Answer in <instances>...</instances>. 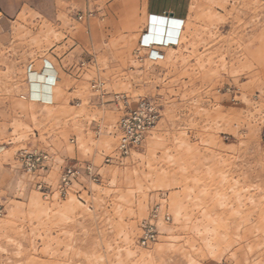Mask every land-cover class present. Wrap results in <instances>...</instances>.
Segmentation results:
<instances>
[{
	"label": "rangeland",
	"instance_id": "374dc122",
	"mask_svg": "<svg viewBox=\"0 0 264 264\" xmlns=\"http://www.w3.org/2000/svg\"><path fill=\"white\" fill-rule=\"evenodd\" d=\"M74 1L94 16L50 1L0 42V264H264V0H175L188 16L158 60L143 47L145 2ZM44 59L60 73L51 106L28 86L27 66ZM97 79L161 109L123 163L104 160L118 114L93 97ZM23 148L51 154L50 196L16 162ZM88 163L98 184L83 174L67 197L54 193L64 166ZM161 195L172 219L142 247Z\"/></svg>",
	"mask_w": 264,
	"mask_h": 264
},
{
	"label": "built area",
	"instance_id": "2783aa9c",
	"mask_svg": "<svg viewBox=\"0 0 264 264\" xmlns=\"http://www.w3.org/2000/svg\"><path fill=\"white\" fill-rule=\"evenodd\" d=\"M93 16L94 12L88 9L79 16V20H89ZM143 47L150 52H154L157 60L163 56L162 45L148 43ZM164 47L167 46L165 45ZM46 60H43V65L45 66ZM33 70L37 69H35L34 63L31 62L27 66V71L30 73ZM92 95L100 105L108 106L118 114L115 130L118 132L119 142L111 155H103L104 160L107 164L123 163L125 159L141 148L147 134L156 127L161 118L159 104L150 98H134L127 93L110 92L102 79L93 81ZM72 143H76V141L72 140ZM16 162L26 174L38 180L37 188L39 191L47 189L48 192H45L47 197L53 194L51 187L44 181L53 163L50 153L38 149L23 148L17 152ZM83 174L92 184L100 182L101 175L93 164H85L84 168L67 164L62 169L60 182L54 193L60 197H67L75 189V185L79 183ZM167 202V197L161 195L155 201L149 215L142 220L139 239L142 247H149L157 242L161 226L171 221L172 217ZM3 215L4 206L0 203V218Z\"/></svg>",
	"mask_w": 264,
	"mask_h": 264
},
{
	"label": "crops",
	"instance_id": "0c3cea01",
	"mask_svg": "<svg viewBox=\"0 0 264 264\" xmlns=\"http://www.w3.org/2000/svg\"><path fill=\"white\" fill-rule=\"evenodd\" d=\"M51 5L55 8H62L65 10H69L73 6L83 7L84 10L87 8L90 9L93 6L92 2H75L74 0H50ZM49 0H0V14L6 16L11 24L10 28V38L13 36V28L15 23L17 22L18 17L24 13L27 14H37L39 16H44L47 14V7L49 6ZM118 2H128V0H118ZM135 2H145V9L147 13V25L146 32L142 35L145 41L150 43V41H154L155 44L162 45L163 48L164 42L173 41L171 35L172 24H176L177 22H184L188 16V6L184 5L181 2H175V0H135ZM187 10V12L185 11ZM185 11V13L183 12ZM91 21V20H90ZM89 21V22H90ZM152 21V24L150 23ZM155 21V23H154ZM160 21H164L163 24H160ZM85 22V21H84ZM170 24V25H169ZM88 29V28H87ZM86 35H89V29L85 32ZM181 36L178 40V46L180 44ZM172 48V47H171ZM50 62L51 73L56 77L55 80V90H47L42 92L41 95L34 96L32 91L30 95L31 101L36 103H41L44 105L51 106L54 103V94L58 91L57 84L58 78L60 83V73L58 72L56 66L49 59L46 60V63ZM38 73H42L43 69L40 71L37 70ZM44 73V72H43Z\"/></svg>",
	"mask_w": 264,
	"mask_h": 264
},
{
	"label": "bare ground",
	"instance_id": "6f19581e",
	"mask_svg": "<svg viewBox=\"0 0 264 264\" xmlns=\"http://www.w3.org/2000/svg\"><path fill=\"white\" fill-rule=\"evenodd\" d=\"M10 28L11 24L9 20L6 18V16L0 14V42L1 43H7L10 40ZM264 55V54H263ZM262 56V55H261ZM264 58V57H263ZM261 59V58H260ZM51 63L47 62L46 66L43 65L42 69L43 72L38 73L37 70H33L32 72L27 71V76L29 79V92L32 91L33 95H41L42 92H45L47 90H55V80L56 77L53 73H51ZM40 71V70H39ZM31 99H38V98H31ZM45 106V105H44ZM48 106V105H47ZM3 148L0 147V151ZM70 206L65 207L64 212L68 215L70 211Z\"/></svg>",
	"mask_w": 264,
	"mask_h": 264
},
{
	"label": "snow or ice",
	"instance_id": "6c2138e0",
	"mask_svg": "<svg viewBox=\"0 0 264 264\" xmlns=\"http://www.w3.org/2000/svg\"><path fill=\"white\" fill-rule=\"evenodd\" d=\"M154 23H155V21H154ZM159 23H160V24H163V23H164V21H160Z\"/></svg>",
	"mask_w": 264,
	"mask_h": 264
}]
</instances>
